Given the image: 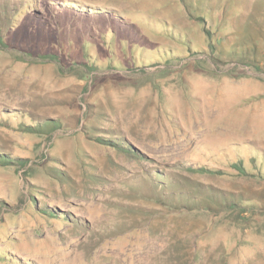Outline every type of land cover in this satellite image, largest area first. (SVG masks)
<instances>
[{"label": "rangeland", "instance_id": "1", "mask_svg": "<svg viewBox=\"0 0 264 264\" xmlns=\"http://www.w3.org/2000/svg\"><path fill=\"white\" fill-rule=\"evenodd\" d=\"M46 3L110 19L133 50L101 28L90 46L18 41L24 10L53 22ZM16 16L0 23V264H264V0Z\"/></svg>", "mask_w": 264, "mask_h": 264}, {"label": "trees", "instance_id": "2", "mask_svg": "<svg viewBox=\"0 0 264 264\" xmlns=\"http://www.w3.org/2000/svg\"><path fill=\"white\" fill-rule=\"evenodd\" d=\"M0 4V14L2 16V19L0 18V23L3 22L2 24H6L4 21L9 19H11L10 21H13L17 18L16 15L22 13V10L29 5V0H11V2L1 0ZM45 10L47 11L46 13H49V17L53 22H51L43 12H39L37 8L31 9L29 12H25L24 10V20L22 24H20L21 29H13L14 37H18V41L24 40L26 44H29L30 46L35 38L42 41L51 39L59 42L60 44H71V42L75 39H82L84 46H90L91 43L94 42L93 39L95 38L93 30L101 28V31L105 34V36H103L104 34L102 33L105 45L109 46L114 41H118L122 47L127 46L130 47V50H133L132 44L135 39L134 36H125V34L122 36L120 35V31H118V29L111 31L110 37L107 36L110 32V30L108 32L107 27L110 28L112 25L111 20L108 18L107 20L109 21H106L105 18H92L89 20L79 13L73 5L57 7L46 3ZM14 23L12 24L13 27L16 26ZM1 29L3 28H0V46H4L7 42L2 38L3 34L1 33ZM21 38H23V40ZM121 40H125V44ZM37 57L54 59L57 56L51 47L47 50V52H42V50H40V54L37 55ZM25 127L31 130H38L39 132L46 129L42 124H38L36 126L27 125ZM236 167L240 172H244V167L240 161H238Z\"/></svg>", "mask_w": 264, "mask_h": 264}]
</instances>
